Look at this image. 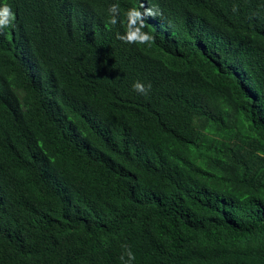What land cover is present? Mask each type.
<instances>
[{"label":"trees","instance_id":"16d2710c","mask_svg":"<svg viewBox=\"0 0 264 264\" xmlns=\"http://www.w3.org/2000/svg\"><path fill=\"white\" fill-rule=\"evenodd\" d=\"M5 6L0 264H264V0Z\"/></svg>","mask_w":264,"mask_h":264},{"label":"clouds","instance_id":"9594fccd","mask_svg":"<svg viewBox=\"0 0 264 264\" xmlns=\"http://www.w3.org/2000/svg\"><path fill=\"white\" fill-rule=\"evenodd\" d=\"M117 8L118 6L117 5H113L109 11L113 14H115L117 12ZM159 11H153L152 9H149V8H146L145 11H144V16H156V15H159ZM130 15L131 17H134L135 19H139L140 20V24H139V27L136 29V32H130V24H129V32H128V35L127 36H120L119 38L121 40H125L126 42H139V43H147V42H150L153 40V37L150 36L149 34L147 33H144L141 31V29L144 27V23H143V18H142V15H141V12L135 10V9H132L129 11L128 13V16L130 18ZM10 16L12 19H14V14L11 13V10L5 6L3 7V9H0V17H8ZM135 19H132L131 20V23H135ZM111 23L112 24H115L116 23V19L115 17L113 16V18L111 19ZM135 89L137 91H139L140 93L142 94H146L147 93V90L145 89V87L140 84V83H137L135 86ZM127 256H128V261L125 262V264H130V261L132 259H134V256L133 254L131 253V251H127ZM121 259H123V256L121 257Z\"/></svg>","mask_w":264,"mask_h":264}]
</instances>
